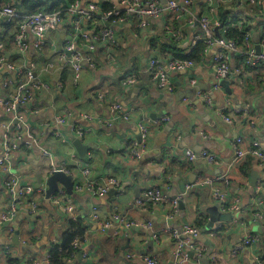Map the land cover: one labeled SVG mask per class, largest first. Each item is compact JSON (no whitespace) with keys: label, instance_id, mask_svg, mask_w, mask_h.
<instances>
[{"label":"crops","instance_id":"1","mask_svg":"<svg viewBox=\"0 0 264 264\" xmlns=\"http://www.w3.org/2000/svg\"><path fill=\"white\" fill-rule=\"evenodd\" d=\"M76 1L85 9L98 6L100 14L94 13V20L83 19V32L79 33L71 31L68 19L45 34L43 46L37 45L38 39L31 29L22 31L19 22L0 21V44H3L0 56L5 63L0 70V97L15 96L19 82L27 81L21 72L27 71L33 72L28 91L34 97L30 114L23 119L24 139L10 159L9 173L0 169V264H7L9 255L17 258L19 264H29L31 260L45 262L51 243H59L71 219H80L86 230L82 246L85 256L79 252L73 264H144L128 259L131 253L156 257L159 264H173L176 242L166 230L181 229L185 224L198 226L200 235L195 243L204 249L202 258L207 256L209 264H264V222L252 215L256 202L262 204L264 213V165L250 156L232 164L236 137H243L245 146L251 140L258 141L264 150V68L243 67L244 74L225 79L233 92L230 96L215 73L218 48L212 47L203 53L204 61L196 62L194 69L168 71L173 92L160 89L150 73L151 59L159 58L166 67L179 54L190 55L199 43L198 27L190 25L187 18L178 19L176 14L166 12L151 21L148 28H140L137 18L127 14L129 7L121 0ZM176 1L183 4V0ZM8 2L19 9L21 0ZM218 2L222 4L221 0H212L211 9L217 8ZM160 3L166 6L162 0ZM104 4L124 14L125 22L116 26L106 23ZM207 7L206 0H195L192 9L197 16L215 12L209 7L205 11ZM259 20L264 23V18ZM216 27H221L222 37L230 28L219 22ZM102 28L113 30L116 38L113 45L95 39L101 36ZM167 28L182 29L178 43H173ZM261 35L259 30L252 35L256 46ZM69 42H74L84 54L90 53V45L95 46L93 66L85 63L78 79L71 53L66 50ZM229 55L232 66L242 67L238 53ZM206 96L211 100L210 106ZM115 104H120L131 118L107 126ZM65 111L73 116L65 125H59L57 117ZM220 114L232 119L233 125L227 124ZM164 118L167 120L163 121ZM12 119L0 109V158L6 154L2 128L10 125ZM141 124L148 128L149 138L141 156L134 158L131 148L133 143L142 141ZM71 125L85 130L82 139L71 131ZM28 133L37 143L29 153L22 150ZM77 139L87 148L84 157L73 145ZM42 149L53 154L54 165L72 176L74 185L82 180V166L88 167L90 182L104 186L110 179H116L119 187L111 188L103 197L74 189L76 197H72L59 184L58 191H63L74 207L72 214L44 195L38 197L40 209L36 216L18 215L10 223L2 224V216L9 211L13 199L6 187L8 178L15 177L22 185L37 189L40 176V187L47 188L51 167L41 155ZM189 149L196 153L208 150L217 155L220 164L210 166L201 159L190 162L185 155ZM210 169L213 175L209 174ZM217 175L227 176L222 186L224 201L218 202L210 188L197 186L183 200L185 208L181 209L179 203L174 211L171 201L187 185ZM254 176L257 183L252 186ZM157 186L167 196L166 203L136 204L138 193L142 195L146 189ZM235 202L240 207L234 217L236 225H230L232 221L218 222L212 230H206L210 221L207 209L217 206L222 213H229L221 209L222 204L231 206ZM94 207L101 221L109 226L102 228L97 224ZM127 224L131 226L128 228ZM221 225L225 227L219 228ZM248 235H258L259 241L243 246ZM240 246L243 248L234 252ZM187 252L189 255L194 251L188 248ZM203 259L197 262L194 255L186 264H207Z\"/></svg>","mask_w":264,"mask_h":264},{"label":"built area","instance_id":"2","mask_svg":"<svg viewBox=\"0 0 264 264\" xmlns=\"http://www.w3.org/2000/svg\"><path fill=\"white\" fill-rule=\"evenodd\" d=\"M208 3L209 9L212 8V0H206ZM230 0H221L223 3H228ZM122 4L128 5L127 14L135 16L138 20V26L140 28H148L151 25V21L159 19L164 13L172 12L178 16V19L187 18L190 25H195L200 30V33L197 37V42H203L206 46V52L212 48H218V55L214 60L215 63V73L218 79H229L231 76H239L244 74L243 67L249 68L251 70H256L261 67L264 68V34L257 46L260 47V51L256 49V45L251 40V33L248 32L245 37V42L242 46H239L234 41H229L226 36L222 37L221 35L216 37L215 27L218 25L215 15L217 13L216 9L213 8L211 11H215L212 14H200L195 15L192 7L195 4V0H183V4L180 5L176 0H167L166 6H163L160 3V0H121ZM243 2L249 3L250 5H257L258 0H243ZM219 3V2H218ZM260 3L264 5V0H260ZM208 7L205 11H207ZM92 11L90 14L86 12ZM94 13L100 14V9L98 6L90 5L88 9L81 8L78 1H75L71 6L67 7L65 11L62 12H46L40 11L38 13H20L18 7L13 3H2L0 0V21H5L8 23L19 22L18 26L22 31L26 29H31L35 36L38 39L37 45L43 46L45 34L49 30L56 29L60 24L70 19L71 21V31L74 32H83L81 28L82 20L89 19L94 20ZM124 14H120L115 9L108 10L104 12L103 19L106 23H110L112 26H116L118 23L125 22ZM169 34L176 40H179L183 36L182 29L178 28L176 30H170L167 28ZM261 31V27L259 28ZM227 33V32H226ZM104 41L107 40V43L113 45L116 42L115 34L112 29L102 28L101 36L95 37ZM90 51L89 54H84L80 51L77 45L74 42H69L66 45V50L71 53V64L73 69L76 72V79H78L79 74L85 69V63H88L89 66H93V52L95 51V46L90 45L88 48ZM3 50V44H0V51ZM229 52H236L241 56L242 67L232 66L229 62L230 55ZM4 59L0 56V70L4 67ZM150 73L153 80L157 82V85L160 89H164L169 92H173L174 88L171 82L169 81L168 71L171 72H185L195 68L196 63L190 59H170L167 63V66H163L159 58L151 59L150 63ZM21 75H26L27 81L21 80L17 87V94L9 99L0 97V109L12 116V121L10 125H6L2 128L4 133L3 144L6 148V154L0 158V169L6 174L9 173L10 159L13 153L19 149L18 144L23 142L24 139V117L29 113V107L33 102V95L28 91L31 81L33 80V72H21ZM35 89H38L37 85H34ZM215 89H218V86H215ZM206 103L208 106L211 105V100L208 96L205 97ZM72 113L70 111H65L64 115L57 117V123L59 125H65L68 120L72 118ZM222 117L223 115L220 114ZM131 116L127 112H123V107L120 104H115L112 108L111 117L107 119L106 125L111 126L114 122L118 120L128 121ZM224 121L227 124H232L234 121L228 117L223 116ZM167 119L164 118L163 121ZM141 130V143H133L131 148V153L134 158H139L143 151L147 147V142L149 138V130L146 125H140ZM71 131L78 137L83 138L85 130L82 127L71 125ZM58 134V133H57ZM59 135V134H58ZM29 139L25 141L23 146H25V151L34 148L36 143V138L30 133H28ZM234 151V160L233 166L235 163L244 159L246 156H250L258 160L262 165H264V150L261 147L258 141L251 140L249 146H245L243 137H236L233 143ZM41 155L49 160L51 173L55 171H62L60 168L54 165L53 163V154L45 149L41 150ZM187 160L190 162H195L197 159L205 161L210 166H217L220 164L219 158L214 153L203 150L200 153H196L193 150H187L186 152ZM77 163L80 164V161ZM81 165V164H80ZM82 180L76 182L74 185L75 192L87 191L95 197L105 196L111 188L119 187L118 181L116 179H110L108 183L104 186H100L93 181L90 182L89 178V169L88 167H82ZM227 176H214L212 178H207L201 182L195 184H190L186 186L185 191L178 196L177 198L171 201V206L176 211L179 203L183 201L188 193L197 186L210 188L212 195L218 202H222L225 199V189L222 188L223 184L226 182ZM6 187L11 195L12 201L10 203L9 211L4 213L2 216V224H8L12 219L18 215H28L36 216L39 213L40 202L38 197L44 196L47 194L46 187L34 188L32 186H24L20 181L11 177L6 180ZM53 203L55 206L62 208L67 213L72 214L74 212V207L69 204L65 198L63 191H57V193L52 197ZM168 201L167 196L164 194L161 187H151L142 192L140 198L136 200V204L144 205L147 203L153 204H163ZM68 202V203H67ZM263 206L261 203H254L252 206V215L264 222V213L262 212ZM221 209L223 211H229L231 213L237 212L239 214L240 207L237 202L233 205L228 206L222 204ZM237 216V215H236ZM93 218L97 224L101 225L102 228L109 226L108 224L101 221V218L98 214L97 207L93 209ZM235 219V218H234ZM233 219V220H234ZM232 220L230 225H236L237 221ZM131 225L127 224L129 228ZM150 226V224H148ZM225 227L221 225L219 228ZM168 234L176 242V249L174 252L173 264H186L189 260V255L187 252L188 248H192L195 255V260L200 262L204 249L197 247L195 240L199 238V230L190 224H185L181 229H173L168 227L166 230ZM259 241L258 235H248L244 239L243 246H251ZM80 240L77 239L75 246H79ZM84 244V243H83ZM83 246V245H82ZM243 247L240 246L235 249L241 250ZM85 256V253H83ZM128 259L141 261L144 264H159V261L156 257H151L147 255L137 256L135 254H129ZM215 260V258H213ZM33 260L30 261V263ZM69 263L71 260L68 261ZM29 263V264H30ZM31 264H48V260L45 262L33 261Z\"/></svg>","mask_w":264,"mask_h":264},{"label":"trees","instance_id":"3","mask_svg":"<svg viewBox=\"0 0 264 264\" xmlns=\"http://www.w3.org/2000/svg\"><path fill=\"white\" fill-rule=\"evenodd\" d=\"M12 0H1L8 2ZM76 0H21L19 11L22 14L38 13L46 11L50 13L64 12L65 9L71 6ZM105 10H111L110 5L104 4ZM216 21L229 25L227 34L225 35L229 41H234L239 46L245 42V37L248 32L252 35L261 27V32L264 34V23L261 18H264V5L258 0L257 5H250L243 0H230L227 4L218 3ZM173 43H178V40L172 38ZM206 52V46L203 42H199L193 52L188 56L179 54L178 59H190L196 62H203V53ZM263 79V77H262ZM25 146L22 150H25ZM33 149V148H32ZM31 152V149L27 151ZM198 227V226H196ZM86 230L80 219H71L68 221L66 230L63 232L59 243H51V250L47 258L48 264H73L79 252L82 250V245L86 239ZM79 239V246H75L76 240ZM7 264H19L17 258L12 255L6 256ZM71 260L69 263L68 261Z\"/></svg>","mask_w":264,"mask_h":264},{"label":"water","instance_id":"4","mask_svg":"<svg viewBox=\"0 0 264 264\" xmlns=\"http://www.w3.org/2000/svg\"><path fill=\"white\" fill-rule=\"evenodd\" d=\"M167 0H162L163 4H166ZM222 27V26H221ZM221 27H216L215 28V32L216 34L219 36V29ZM257 50L260 51V47L257 46ZM220 84L223 86V88L225 89V91L232 96L233 92L232 90L229 88L230 82L222 79L220 80ZM74 147L79 151L80 156L84 157L85 156V151L87 150V148L83 145L82 141H80L79 139L75 140L73 143ZM209 174L213 175L214 171L213 170H209ZM39 184H37V186L40 187L41 183H42V179L39 176ZM257 183V179L254 176L253 180H252V186H255ZM59 184H61L66 192L72 196V197H76V193L74 192V184H73V178L70 175H67L66 173H64L63 171H55L53 173H51V175L49 176V178L47 179V194H46V199L50 200L59 190ZM114 192V191H112ZM111 192V193H112ZM141 194H137L136 199L140 198ZM180 208L184 209L185 205L183 203V201L180 202ZM207 212L210 215V221L206 227V230H212L214 225L218 222H231L234 217L238 214L237 212L234 213H222L219 210V207L217 206H213L210 207L209 209H207ZM204 231V230H202ZM17 239V236H16ZM149 245L151 246V242L149 243ZM81 254L83 255V251H81ZM194 252H190L189 253V257L193 258L194 257ZM210 254V253H208ZM81 255V256H82ZM207 257V256H206ZM202 258L204 262H206L207 264H209V261L207 260V258Z\"/></svg>","mask_w":264,"mask_h":264},{"label":"rangeland","instance_id":"5","mask_svg":"<svg viewBox=\"0 0 264 264\" xmlns=\"http://www.w3.org/2000/svg\"><path fill=\"white\" fill-rule=\"evenodd\" d=\"M223 33H224V31H223ZM83 251V250H82ZM84 252V251H83Z\"/></svg>","mask_w":264,"mask_h":264}]
</instances>
